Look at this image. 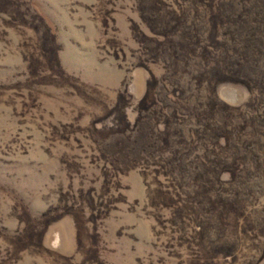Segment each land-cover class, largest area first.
<instances>
[{"label":"rangeland","instance_id":"1","mask_svg":"<svg viewBox=\"0 0 264 264\" xmlns=\"http://www.w3.org/2000/svg\"><path fill=\"white\" fill-rule=\"evenodd\" d=\"M0 264H264V0H0Z\"/></svg>","mask_w":264,"mask_h":264},{"label":"trees","instance_id":"2","mask_svg":"<svg viewBox=\"0 0 264 264\" xmlns=\"http://www.w3.org/2000/svg\"><path fill=\"white\" fill-rule=\"evenodd\" d=\"M145 15H147V12H145V10H143L142 8H140V17L142 18V20L144 21V23L148 26L149 30L152 31V32H155V27L152 26L149 23V20H148L149 18H147Z\"/></svg>","mask_w":264,"mask_h":264},{"label":"crops","instance_id":"3","mask_svg":"<svg viewBox=\"0 0 264 264\" xmlns=\"http://www.w3.org/2000/svg\"><path fill=\"white\" fill-rule=\"evenodd\" d=\"M76 1L80 2L81 0H76Z\"/></svg>","mask_w":264,"mask_h":264}]
</instances>
